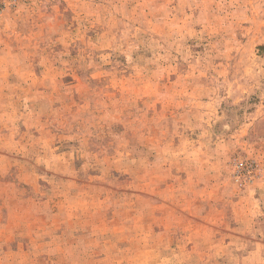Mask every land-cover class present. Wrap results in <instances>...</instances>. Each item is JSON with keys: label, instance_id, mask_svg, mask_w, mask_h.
<instances>
[{"label": "rangeland", "instance_id": "374dc122", "mask_svg": "<svg viewBox=\"0 0 264 264\" xmlns=\"http://www.w3.org/2000/svg\"><path fill=\"white\" fill-rule=\"evenodd\" d=\"M0 264H264V0H0Z\"/></svg>", "mask_w": 264, "mask_h": 264}]
</instances>
